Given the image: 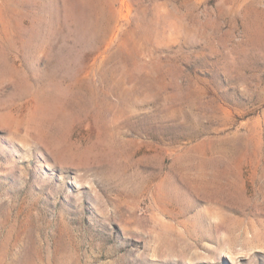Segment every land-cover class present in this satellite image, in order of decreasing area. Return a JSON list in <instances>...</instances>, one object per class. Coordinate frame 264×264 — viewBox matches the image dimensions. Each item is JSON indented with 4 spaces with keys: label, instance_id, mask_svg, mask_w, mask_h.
<instances>
[{
    "label": "rangeland",
    "instance_id": "obj_1",
    "mask_svg": "<svg viewBox=\"0 0 264 264\" xmlns=\"http://www.w3.org/2000/svg\"><path fill=\"white\" fill-rule=\"evenodd\" d=\"M0 264H264V0H0Z\"/></svg>",
    "mask_w": 264,
    "mask_h": 264
}]
</instances>
